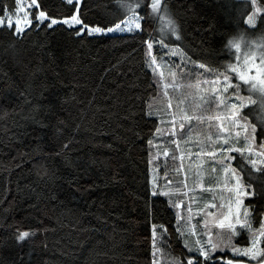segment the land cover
Masks as SVG:
<instances>
[{"label": "trees", "instance_id": "trees-1", "mask_svg": "<svg viewBox=\"0 0 264 264\" xmlns=\"http://www.w3.org/2000/svg\"><path fill=\"white\" fill-rule=\"evenodd\" d=\"M130 2L80 0L78 14L108 27L127 18L122 5ZM41 3L60 17L70 7L62 0ZM167 5L183 30L187 55L220 72L235 62L228 40L257 36L244 23L251 0ZM0 6L13 9V20L23 17V11L14 12L15 0H0ZM55 27L26 30L21 37L0 27V264H152L155 222L174 234L163 243L166 252L181 255L186 251L175 213L167 198L150 191L146 140L154 129L147 121L158 119L144 112L158 89L144 64L146 45L133 33L81 38ZM154 27L157 34V21ZM249 202L257 211L264 207V198ZM18 230L35 234L18 241Z\"/></svg>", "mask_w": 264, "mask_h": 264}, {"label": "snow or ice", "instance_id": "snow-or-ice-1", "mask_svg": "<svg viewBox=\"0 0 264 264\" xmlns=\"http://www.w3.org/2000/svg\"><path fill=\"white\" fill-rule=\"evenodd\" d=\"M62 5L70 6L67 10V14L62 17L50 14L49 10L42 7L41 0H27L25 4L23 0H15V13L23 11V17L17 16L15 20L11 18L10 13L13 9L5 10L0 6V27H7L12 31L14 36L21 37L27 34L26 30H52L56 31L57 25H63L65 31L70 36L83 37V35H96L110 32L119 33H133L135 39L138 35L141 42L146 45L144 49V64L147 68H150L153 73V81L159 87L160 78L165 77V73L172 77L182 75L191 77L193 72L197 69H205L214 79L204 80L203 83L210 85L209 92L211 95L204 100L203 104H197L190 109L180 108L176 113H168V109L172 107L171 102L168 103L167 108L160 109L158 111L146 110L144 112L145 117L163 116L166 114L171 115V129H162L161 124L165 123L163 119L157 122L147 121L152 123V129H150L151 137L146 140L149 153L148 165L149 175H152L153 170L158 167L155 163L156 157L161 153L154 154L152 149L157 146L158 143H163L160 139V135L167 136L171 132L172 136L178 135L177 119H179V128L185 127L187 121H203L205 119L204 113H211L214 110H219L221 106L226 113L225 119H231L232 126H238L241 131L245 133L243 143L238 139L240 133H236L237 139L229 142L228 137L223 138V143L218 147L210 148L206 155L209 157H216V153L219 152L220 156L217 163L225 174H231V179L234 180V184L228 187L230 193H232L227 204V211H221L216 220L212 223L215 225L216 231L210 228L209 222L202 217L200 221H197V225L204 224L203 231L195 228L191 225L193 219V209L191 202H194L195 198L190 197V203L185 205V210L188 213L187 217L182 216L179 211L181 203L170 199L169 207L175 212V218L177 221H183L185 226L189 228V231L185 232L184 227L180 223L175 225L176 232L181 233L184 239V247L187 252H181L184 257L183 260L173 258L172 264H264V248L260 247L264 243V207L260 211H257L256 206L249 202L247 205L244 203L245 198L260 197L264 198V119L259 122L250 121L249 117L252 114L241 113V109L246 106L247 103L256 104L259 103L264 107V47L260 48L259 63L256 61V51L250 49L242 58L237 56V63H229L223 72L218 70V67H213L212 64L206 62H200L192 59L187 55V49L184 48L183 30L178 29L176 24L170 19L171 25L170 33L165 34L161 31L159 34L155 33V21L163 18V16H169V9L167 0H133L130 3H124L122 6L126 9V19H121L119 22L114 23L108 27H102L100 25H91L78 14L80 0H62ZM247 4L241 6L246 8ZM252 11L247 14L245 24L255 28L259 13H264V4L258 3V0H251ZM139 10V11H137ZM241 15L245 13L241 11ZM5 21L7 23L5 24ZM261 38L264 39V16L259 17ZM174 36L175 40L171 37ZM243 39V37H241ZM224 43V38L220 41ZM229 46L235 45L237 51L240 49V44L234 40H228ZM154 45H157L155 53L153 51ZM184 49V51H180ZM220 51H224L221 48ZM179 52L181 62L177 63L172 59ZM168 57L167 60L164 58ZM167 64L169 67L164 68ZM191 64L192 67H189ZM203 75V74H200ZM223 78L222 85L220 84V78ZM234 81H240L242 83H234ZM201 80L197 77L196 84H200ZM248 85L246 91L249 93L247 96L241 95L242 91H245L244 86ZM173 87L176 84L173 82ZM188 87L194 85L189 82ZM168 85H165L167 88ZM165 95L168 93L165 91ZM258 95V100L254 99V96ZM233 100L235 102H233ZM179 103H183L180 101ZM207 107H204V105ZM179 107V105H178ZM209 120H220L221 116L208 115ZM224 128H220V132H223ZM159 134V135H158ZM217 140L221 137L217 136ZM208 140H212L211 136H208ZM171 143H176V140H171ZM215 143V141H213ZM67 147V145H65ZM230 154H239L236 155ZM162 155L168 156V149L165 147L162 149ZM200 155V153H197ZM255 157V158H253ZM175 159V155L172 157ZM237 161V166L231 165L232 160ZM225 161L229 163H224ZM245 165H249L250 169H246ZM260 173V176L253 175V173ZM241 173H246L247 179L242 178ZM259 181L258 186H254L251 181ZM153 186L150 189L153 197L168 196L167 191H163L156 186L153 180H149ZM171 183V181H169ZM187 188V184L183 185ZM180 191V189H176ZM187 193H185L186 195ZM155 201L151 206L150 215L155 212ZM214 205H205V207ZM220 207L223 209L225 206L222 204ZM211 215V213H204V217ZM155 219V217H153ZM168 225H171V215L168 220ZM258 225V227H257ZM35 233L28 231H19L16 234L18 241H24L26 238H30ZM247 234L249 236L248 241L236 240L237 236ZM174 235L169 227L165 224L155 222L152 224V244H153V257L154 264L156 260L155 253L161 250L162 244L166 242V237ZM190 236H198L199 238L191 241L188 239ZM159 237V239H157ZM207 237V238H205ZM247 244L248 246L239 247L238 245ZM226 249L232 253L229 257L226 253ZM223 254V255H221ZM240 257H248L247 261H243Z\"/></svg>", "mask_w": 264, "mask_h": 264}, {"label": "rangeland", "instance_id": "rangeland-1", "mask_svg": "<svg viewBox=\"0 0 264 264\" xmlns=\"http://www.w3.org/2000/svg\"><path fill=\"white\" fill-rule=\"evenodd\" d=\"M260 14V13H259ZM172 18L169 16H163L161 19H157V28L156 32L159 34L163 31L165 34L170 33L171 25L169 24V20ZM247 19V18H246ZM173 21V20H172ZM259 18H257L256 27L253 28L247 25L250 29H255L257 36H249L243 39H237L235 42L240 44V49L237 51L235 45L233 44V48L235 50L236 57L239 56L242 60L243 56L250 50L254 49L256 51V63H259V54L260 48L264 47V39L261 38V32L258 30L260 29ZM259 27V28H258ZM175 40V37H171ZM157 45H154V53L156 50ZM235 57V63H237V59ZM165 60L168 57L164 58ZM177 63L181 62L180 54L177 53L176 56L172 57ZM169 67V65L165 64L164 68ZM189 67H192L189 64ZM203 74V75H200ZM201 80L200 84H196L197 77ZM157 79L160 80L158 89V96L154 98L148 105L147 110L158 111L163 108H167L169 102H171L172 107L168 109V113H176L179 111L180 108L190 109L197 104H203L204 100L207 99L211 93L208 91L210 85L207 83H203L204 80H211L214 79L210 74L206 72L205 69H197L191 75L190 79L187 76L177 75L176 77H172L165 73L164 78H160L157 76ZM173 82L176 84V87H173ZM191 82L194 86L188 87V83ZM223 83V78H220V84L217 85L219 88ZM235 83H242L240 81H236ZM165 85H168L165 88ZM248 88V85H245ZM165 91L168 95H165ZM254 99L258 100V95L254 96ZM183 101V103H179ZM233 102H235L233 100ZM179 105V107H178ZM204 107H207L205 104ZM245 109L252 111L251 117L259 116L264 119V107H262L259 103L252 107L251 103L246 102ZM243 108V109H244ZM241 109V113L242 110ZM208 115H212L215 117L216 115H220V120H209L207 117ZM205 119L203 121H187L185 122V127L183 129L179 128V119H177V128L176 131L178 135L172 136L171 132L167 136L160 135V139L163 140V143H158L155 148L152 149L153 153H161L156 157L155 163L159 165L156 167L150 179L156 184L158 188L163 191H167L169 193L168 196H164L167 198L168 202L170 203L171 200H175L181 203V207L179 211L181 212L182 216L187 217L188 213L185 210V205L189 204L190 197H194V202H191V206L193 209V219L191 221V225L195 226V228L203 231L204 224L200 223L197 225V221H200L205 218L210 225L211 230L213 233L218 231L215 225L212 223L216 220L217 216L221 211H227V204L229 202V198L231 197L232 193L229 192L228 187L234 184V180H232L231 174H225L223 170L220 168V165L217 163L219 159L220 153H216V157H209L206 155L207 151L210 148L218 147L220 144L223 143V138L228 137L229 142H232L234 139H237L236 133L239 132L240 135L238 137L239 140L243 143V138L245 133L241 131L238 126L231 125V119H225L226 113L223 110V107L217 111L214 110L211 113H204ZM158 119H163L165 123L161 124L162 129H171V124L168 123L171 121V115L166 114L163 116H153ZM220 128H224L223 132H220ZM159 135V134H158ZM208 136L212 137V140H208ZM219 136L221 139L217 140L216 137ZM176 140V143H171V140ZM215 141V143H213ZM168 149V156L165 157L162 155V149ZM200 153V155H197ZM173 155H175V159H173ZM233 155V154H230ZM255 158V157H253ZM224 163H229L225 161ZM231 165L236 167L235 159L232 160ZM163 172V173H162ZM244 173H241L242 178ZM171 181V183H169ZM252 182V181H251ZM187 184V188H184L183 185ZM151 188L153 186L150 183ZM226 185L228 187H226ZM180 189V191H176V189ZM185 193H187L185 195ZM217 199V200H215ZM251 198H245L244 203L247 205L246 201ZM224 205L225 207L222 209L220 205ZM205 205H214L205 207ZM211 213V215L204 217V213ZM175 213V212H174ZM180 223L182 227H184L185 232L189 231V228L185 226L183 221H177L176 224ZM258 227V225H257ZM180 238L183 241L184 247V237L180 233ZM198 236H190L188 239L194 241L198 239ZM207 238V237H205ZM242 236H237L233 243L236 240L241 241H248L249 236L247 235V239ZM159 239V237H157ZM239 247L248 246L246 243L238 245ZM260 247L264 248V243L260 245ZM185 251L187 249L184 247ZM230 255L232 253L226 249ZM154 249L152 248V264H154V257H153ZM156 260L155 264H172L173 258H177L183 260L184 257L179 255V253L168 254L166 250L163 248V244L160 251L155 253ZM248 260V257H240ZM255 264V261L252 262Z\"/></svg>", "mask_w": 264, "mask_h": 264}, {"label": "crops", "instance_id": "crops-1", "mask_svg": "<svg viewBox=\"0 0 264 264\" xmlns=\"http://www.w3.org/2000/svg\"><path fill=\"white\" fill-rule=\"evenodd\" d=\"M215 200H217V199H215ZM226 253H229V252L226 251Z\"/></svg>", "mask_w": 264, "mask_h": 264}]
</instances>
